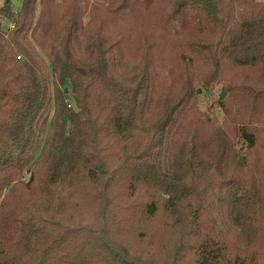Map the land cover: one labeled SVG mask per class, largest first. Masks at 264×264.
I'll return each mask as SVG.
<instances>
[{
  "label": "trees",
  "instance_id": "1",
  "mask_svg": "<svg viewBox=\"0 0 264 264\" xmlns=\"http://www.w3.org/2000/svg\"><path fill=\"white\" fill-rule=\"evenodd\" d=\"M0 20V264H264V0Z\"/></svg>",
  "mask_w": 264,
  "mask_h": 264
},
{
  "label": "rangeland",
  "instance_id": "2",
  "mask_svg": "<svg viewBox=\"0 0 264 264\" xmlns=\"http://www.w3.org/2000/svg\"><path fill=\"white\" fill-rule=\"evenodd\" d=\"M4 0H0V6L3 4ZM20 2L19 1H15V5L19 6ZM84 21H86V18L84 19ZM0 24H2L3 28H7L8 24L5 23V21L0 20ZM146 28L140 26L139 30H138V34L139 35H143L146 33ZM162 52L166 53L165 50H162ZM224 91L221 90V84L216 85L213 90H211L210 92H206L204 90H201L199 93V97H198V104H199V108L201 110V112L205 115V116H209V117H213L216 118L218 121H221V119L223 118V114L220 111L219 107H218V101L220 100V95L223 93ZM29 175L28 174H24L22 181L26 182L28 181Z\"/></svg>",
  "mask_w": 264,
  "mask_h": 264
},
{
  "label": "water",
  "instance_id": "3",
  "mask_svg": "<svg viewBox=\"0 0 264 264\" xmlns=\"http://www.w3.org/2000/svg\"><path fill=\"white\" fill-rule=\"evenodd\" d=\"M223 96H224V93L221 94V98H223Z\"/></svg>",
  "mask_w": 264,
  "mask_h": 264
}]
</instances>
